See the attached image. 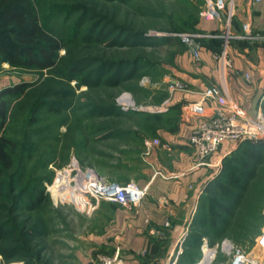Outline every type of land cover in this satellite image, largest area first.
I'll use <instances>...</instances> for the list:
<instances>
[{"label":"rangeland","instance_id":"374dc122","mask_svg":"<svg viewBox=\"0 0 264 264\" xmlns=\"http://www.w3.org/2000/svg\"><path fill=\"white\" fill-rule=\"evenodd\" d=\"M33 1L43 25L65 43L59 56L69 51L71 62H80V73L42 88L48 70L0 62L1 90L27 82L33 92L29 98L0 95V101L17 110L5 123L0 119V134L12 139L14 147L0 221L8 230L3 245L15 253L9 260L0 255V264H79L82 250L94 233L111 224L115 212L109 204L113 201L104 199L95 208L85 207L84 194L70 186L64 173L73 177L91 167L108 180L146 186L140 182L152 168L148 154L163 145L159 129L183 122L185 109L173 105L172 96L185 86L171 92L169 84L183 71L186 56L197 60L180 34L198 33L201 48L206 40L199 28L205 0ZM7 41L10 56L16 43ZM58 92H65L69 109L49 108ZM166 100L165 110L150 109ZM155 138L159 143L148 148L146 141ZM246 142L263 143L259 159L241 153L238 146L205 185L184 245L195 264H228L220 246L225 238L264 256L256 247L264 228V138ZM250 168L253 173L248 174ZM102 203L109 205L101 208ZM213 212L226 222L218 223Z\"/></svg>","mask_w":264,"mask_h":264},{"label":"crops","instance_id":"0c3cea01","mask_svg":"<svg viewBox=\"0 0 264 264\" xmlns=\"http://www.w3.org/2000/svg\"><path fill=\"white\" fill-rule=\"evenodd\" d=\"M220 17L201 16L200 30L205 33L201 59H183L182 80L185 89L172 96L173 105H182L184 118L179 125L160 128L157 145L148 154L151 169L141 185H149L139 206L127 207L111 202L114 218L82 250L81 263L98 264L101 254L112 255L117 246L126 264H166L177 256V264H195L185 253L189 226L203 193L200 189L217 173L215 165L223 161L233 142H223L201 163L189 142L198 124L219 107L217 100L204 96L211 85L222 90L221 103L227 112L238 109L249 115L264 114V0H226ZM251 24L258 35L245 37L243 25ZM186 55V54H185ZM188 109V110H187ZM181 111V110H177ZM155 170L167 174L184 173L178 178L155 176ZM106 203V202H105ZM101 204V208L106 205ZM181 242V243H180Z\"/></svg>","mask_w":264,"mask_h":264},{"label":"built area","instance_id":"2783aa9c","mask_svg":"<svg viewBox=\"0 0 264 264\" xmlns=\"http://www.w3.org/2000/svg\"><path fill=\"white\" fill-rule=\"evenodd\" d=\"M260 1V0H257ZM226 0H205L201 16L214 18L220 17L223 10L226 9ZM245 33L249 38L254 39L258 35L251 31V24L245 23L243 25ZM182 40L190 47V51L194 54L197 60L201 59L200 44L196 41L198 33H181ZM184 83L178 79H171L169 90L174 92L177 89L184 88ZM1 91V89H0ZM204 96L217 100L219 107L215 112L202 120L198 126L193 130L189 142L195 148L196 154L201 163H207L206 158L213 154L220 145L225 141L233 142L234 146L227 152L230 154L234 149L240 146L243 142L249 139H263L264 138V114L249 115L234 109L232 112L225 110V105L221 103L222 90L216 86L211 85L204 91ZM167 101L161 105L152 106L151 110L163 111L167 108ZM159 139H151L146 141V146L151 148L157 145ZM222 161H218L215 165L220 167ZM68 176L70 186L76 191H81L87 198L88 204L85 207L95 208L100 200H109L121 205L132 207L139 206L148 193L149 185L142 187L138 183L131 181L127 183H120L117 181L108 180L101 176L94 168L87 167L77 170L73 177H70L68 172L64 173ZM184 173L167 174L161 170H155V176H161L165 179L178 178ZM205 186L200 189L199 196L204 192ZM205 239V238H204ZM181 243V242H180ZM210 246L207 241L204 242ZM177 249V256L171 258L166 264H177L178 254L181 252V244ZM221 250L228 255V264H264V256L261 254L253 255L248 253L234 244L230 239L225 238L221 242ZM256 247L264 252V228L256 238ZM213 257L216 255V247L212 246ZM98 264H126L121 258V248L116 247L112 255L101 254L99 256Z\"/></svg>","mask_w":264,"mask_h":264},{"label":"trees","instance_id":"16d2710c","mask_svg":"<svg viewBox=\"0 0 264 264\" xmlns=\"http://www.w3.org/2000/svg\"><path fill=\"white\" fill-rule=\"evenodd\" d=\"M8 38L16 43L14 53L10 56H8L7 49ZM63 47H65V43L62 37L45 27L41 22L37 5L33 0H0V62L7 61L13 66L36 67L41 72L48 70L49 74L43 79L42 88H49L55 79L64 77L70 81L77 78L78 73H80V62H71L69 51L59 56L58 51ZM77 85H81V82L78 81ZM32 93V89L29 88L27 82H20L5 86L0 95L29 98ZM47 93H50V90ZM55 96L57 100L50 104V109L63 110L72 106L71 102L64 101L65 92H58ZM16 111V109H10V103L7 100H1V123L3 124L7 119L13 117ZM246 141L240 145L239 150L248 157L258 160L261 154L259 149L263 146V143ZM247 165L249 166V164ZM13 166V141L9 137L0 134V198L5 194V177H7ZM250 173H253L251 168L248 171V174ZM225 195L230 197L232 192L228 190ZM222 211L225 213L231 212L228 207H223ZM213 216L217 218L218 223L226 222V218H221L215 212H213ZM7 234L6 224L0 221V255L4 260L12 259L15 256L11 248L3 245L7 239Z\"/></svg>","mask_w":264,"mask_h":264},{"label":"bare ground","instance_id":"6f19581e","mask_svg":"<svg viewBox=\"0 0 264 264\" xmlns=\"http://www.w3.org/2000/svg\"><path fill=\"white\" fill-rule=\"evenodd\" d=\"M124 100L123 101H126V102H129V100L128 99H130L129 98V95H124ZM127 99V100H126ZM64 179H66L67 178V180H68V183H69V178L67 177V175H65L64 177H63ZM74 190H75V188H74ZM80 193V192H79ZM84 199H86L85 200V202L88 204V201H87V198L84 196ZM87 204L85 205V206H87Z\"/></svg>","mask_w":264,"mask_h":264}]
</instances>
